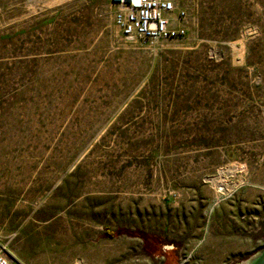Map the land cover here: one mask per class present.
Segmentation results:
<instances>
[{"label":"rangeland","instance_id":"rangeland-1","mask_svg":"<svg viewBox=\"0 0 264 264\" xmlns=\"http://www.w3.org/2000/svg\"><path fill=\"white\" fill-rule=\"evenodd\" d=\"M170 1L184 38L129 41L110 0H0L14 264H249L264 249V0Z\"/></svg>","mask_w":264,"mask_h":264},{"label":"built area","instance_id":"built-area-1","mask_svg":"<svg viewBox=\"0 0 264 264\" xmlns=\"http://www.w3.org/2000/svg\"><path fill=\"white\" fill-rule=\"evenodd\" d=\"M39 3L41 0H27ZM114 10V22L124 39L129 41H158L182 39L186 29L176 26L185 17L180 12L178 19L172 18L175 11L170 0H110ZM0 264H14L11 256L0 249Z\"/></svg>","mask_w":264,"mask_h":264},{"label":"water","instance_id":"water-1","mask_svg":"<svg viewBox=\"0 0 264 264\" xmlns=\"http://www.w3.org/2000/svg\"><path fill=\"white\" fill-rule=\"evenodd\" d=\"M249 264H264V249Z\"/></svg>","mask_w":264,"mask_h":264},{"label":"bare ground","instance_id":"bare-ground-1","mask_svg":"<svg viewBox=\"0 0 264 264\" xmlns=\"http://www.w3.org/2000/svg\"><path fill=\"white\" fill-rule=\"evenodd\" d=\"M215 184V186H218L221 182H218V181H216V182H214ZM222 185H224V183H222ZM229 188V187H228ZM221 192V191H224V189L223 188H220V189H218V192Z\"/></svg>","mask_w":264,"mask_h":264},{"label":"crops","instance_id":"crops-1","mask_svg":"<svg viewBox=\"0 0 264 264\" xmlns=\"http://www.w3.org/2000/svg\"><path fill=\"white\" fill-rule=\"evenodd\" d=\"M26 1H27V0H26ZM27 2H28V1H27ZM212 262H213V263H215V262H216V260H213ZM210 263H211V262H210Z\"/></svg>","mask_w":264,"mask_h":264}]
</instances>
